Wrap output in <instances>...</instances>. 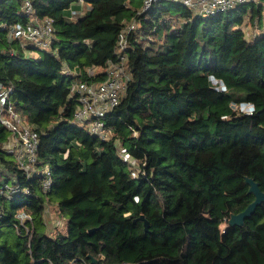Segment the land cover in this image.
I'll return each instance as SVG.
<instances>
[{"label": "trees", "instance_id": "1", "mask_svg": "<svg viewBox=\"0 0 264 264\" xmlns=\"http://www.w3.org/2000/svg\"><path fill=\"white\" fill-rule=\"evenodd\" d=\"M50 17L49 52L27 57L10 31L26 17ZM84 14L70 19L80 5ZM142 0H0V88L39 136L37 167L51 189L27 179L3 149L0 165L29 195L0 196V264H264V203L241 226L227 219L253 202L244 179L264 193V33L247 38L264 4L200 18L177 4ZM131 79L104 118L102 141L73 120L72 82L99 81L128 23ZM66 66L81 76L64 72ZM100 72L86 78L88 68ZM250 104V113L234 106ZM136 135H133V132ZM119 141L138 163L132 176ZM65 221L48 235L44 204ZM30 217L24 225L17 218ZM140 216L149 224L144 232ZM92 230V232H90Z\"/></svg>", "mask_w": 264, "mask_h": 264}, {"label": "built area", "instance_id": "2", "mask_svg": "<svg viewBox=\"0 0 264 264\" xmlns=\"http://www.w3.org/2000/svg\"><path fill=\"white\" fill-rule=\"evenodd\" d=\"M261 2H264V0H142V10L147 11L153 4L157 3H171L177 4L181 8L191 11L195 16L205 19L218 14H225L242 5H258ZM83 6L87 9L89 4ZM84 11H72L70 19L73 20L84 14ZM22 13L26 17V21L13 27L9 39L17 40L20 49L30 58L32 54L49 52L54 40L53 20L50 17L38 18L29 1L24 2ZM136 27V22L132 21L118 33L114 51L116 59L108 61L106 68L101 71L103 72L102 80L83 81L75 79L71 85L70 96L75 97L77 103L73 114L74 122L77 125L84 126L90 135L102 141H109L112 138L110 130L105 127L104 118L118 105L126 90L127 83L131 79V74L126 65L127 49L129 47L128 35ZM64 72L71 76H81V72H71L66 66H64ZM99 72L100 69L97 67L88 68L84 72V76L93 78ZM12 92L11 87L0 88V125L8 131V138L3 145V149L13 156L15 164L23 173V176L27 179L39 176L42 192L48 193L52 184L51 170L48 166L42 168L36 166L39 147L38 133L15 111L10 101ZM234 107L245 113H250L252 110L250 104ZM133 135H136L135 131ZM115 144L117 155L128 166L132 176H136L138 163L119 141H116ZM3 174H6V172L0 165V176ZM9 178L10 181H6L4 178L0 179V196L5 195L11 198L20 193L30 194L29 189L20 186L15 176ZM43 215L46 225L47 217L50 215L48 203L44 204ZM17 218L21 225L30 220V217L23 212L18 213ZM47 233L51 235L48 229Z\"/></svg>", "mask_w": 264, "mask_h": 264}, {"label": "water", "instance_id": "3", "mask_svg": "<svg viewBox=\"0 0 264 264\" xmlns=\"http://www.w3.org/2000/svg\"><path fill=\"white\" fill-rule=\"evenodd\" d=\"M244 182L248 186V193L254 196V200L240 213L230 215L227 219V225L230 227L241 226L244 220L248 219L254 213L256 207L264 203V193L260 191L258 184L248 177H245ZM138 220L143 222L144 232H149V224L144 217L140 216ZM90 232H92V230ZM90 262L91 264H97V261L94 259H90Z\"/></svg>", "mask_w": 264, "mask_h": 264}, {"label": "rangeland", "instance_id": "4", "mask_svg": "<svg viewBox=\"0 0 264 264\" xmlns=\"http://www.w3.org/2000/svg\"><path fill=\"white\" fill-rule=\"evenodd\" d=\"M168 4V3H165ZM264 4V2H263ZM264 16L262 18V23L258 25H245L243 27L244 33L246 35V37L252 38L255 35H257V33L259 31H261L264 28ZM2 177V176H1ZM49 212L50 215L49 217H47V223H46V228L49 230L50 234H54L57 231L63 232L64 231V225H65V221L63 220L62 217L58 216L57 213L55 212V209H53L51 207V205L49 206Z\"/></svg>", "mask_w": 264, "mask_h": 264}, {"label": "crops", "instance_id": "5", "mask_svg": "<svg viewBox=\"0 0 264 264\" xmlns=\"http://www.w3.org/2000/svg\"><path fill=\"white\" fill-rule=\"evenodd\" d=\"M76 9H77V11H84L86 8L83 5H80ZM261 33H264V28L261 31H259L257 34H261ZM38 56H39V53L38 54H32L31 58H37Z\"/></svg>", "mask_w": 264, "mask_h": 264}]
</instances>
